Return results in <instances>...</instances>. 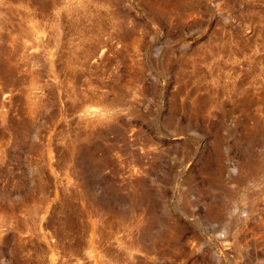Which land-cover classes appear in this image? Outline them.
Returning a JSON list of instances; mask_svg holds the SVG:
<instances>
[{
	"label": "rangeland",
	"instance_id": "obj_1",
	"mask_svg": "<svg viewBox=\"0 0 264 264\" xmlns=\"http://www.w3.org/2000/svg\"><path fill=\"white\" fill-rule=\"evenodd\" d=\"M0 264H264V0H0Z\"/></svg>",
	"mask_w": 264,
	"mask_h": 264
}]
</instances>
